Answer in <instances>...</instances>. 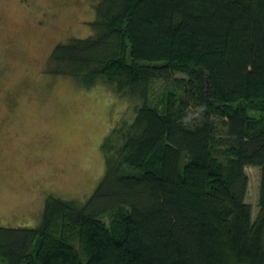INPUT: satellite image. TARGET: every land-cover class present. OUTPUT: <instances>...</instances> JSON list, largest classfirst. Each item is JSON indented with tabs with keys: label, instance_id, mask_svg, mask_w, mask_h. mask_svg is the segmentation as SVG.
Segmentation results:
<instances>
[{
	"label": "trees",
	"instance_id": "trees-1",
	"mask_svg": "<svg viewBox=\"0 0 264 264\" xmlns=\"http://www.w3.org/2000/svg\"><path fill=\"white\" fill-rule=\"evenodd\" d=\"M96 15L47 71L106 83L135 116L105 136L89 198L49 194L37 226H0V264H264V0H98Z\"/></svg>",
	"mask_w": 264,
	"mask_h": 264
},
{
	"label": "rangeland",
	"instance_id": "rangeland-1",
	"mask_svg": "<svg viewBox=\"0 0 264 264\" xmlns=\"http://www.w3.org/2000/svg\"><path fill=\"white\" fill-rule=\"evenodd\" d=\"M97 1L0 0V226H37L49 194L89 198L105 173V136L135 116L106 83L47 71L56 44L93 33ZM245 172L256 216L261 168Z\"/></svg>",
	"mask_w": 264,
	"mask_h": 264
}]
</instances>
